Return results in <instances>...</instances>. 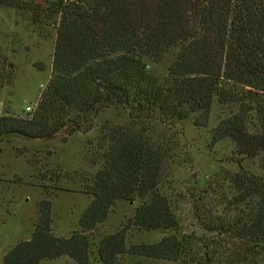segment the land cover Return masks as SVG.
I'll return each mask as SVG.
<instances>
[{"label": "trees", "instance_id": "trees-1", "mask_svg": "<svg viewBox=\"0 0 264 264\" xmlns=\"http://www.w3.org/2000/svg\"><path fill=\"white\" fill-rule=\"evenodd\" d=\"M41 9L56 21L50 76L31 113L0 115V144L70 136L83 125L86 134L110 109L126 119L98 128L99 160L89 163L99 167L82 183L90 201L78 231L55 236L44 201L30 238L11 247L1 264L60 258L121 264L124 256L176 264H260L263 177L240 169L218 183L223 195L214 205L232 216L217 226L198 222L214 238L180 232L172 197L162 187L171 180L172 167L189 161L179 147L176 123L197 115L199 125L207 126L214 106L212 144L231 141L242 160L264 153V0H55ZM169 54L160 78L152 65ZM5 81L2 70L0 90ZM117 201L137 206L115 232L96 240ZM132 231L168 234L152 244L127 246Z\"/></svg>", "mask_w": 264, "mask_h": 264}, {"label": "rangeland", "instance_id": "rangeland-1", "mask_svg": "<svg viewBox=\"0 0 264 264\" xmlns=\"http://www.w3.org/2000/svg\"><path fill=\"white\" fill-rule=\"evenodd\" d=\"M47 5L55 0H44ZM36 0H0V71L5 72V85L0 90V115L8 113L25 117L27 106L35 108L49 76L56 38L55 18ZM172 59L171 54L159 64L152 65L160 78ZM4 61V63H3ZM217 108L210 113L207 126H201L197 115L176 123L179 147L189 161L172 167L171 180L162 191L172 197L173 208L180 221V232H196L214 238L203 231L198 222L226 221L232 214L214 205L223 195L220 181L240 169L264 178V153L242 160L235 154L229 140L211 143L216 125ZM126 119L113 110L99 114L92 130L83 125L76 133L48 141L28 142L12 138L0 144V264L3 256L16 243L30 238L38 204L49 203L51 228L57 237L67 238L78 231V219L90 199L82 192V183L98 169L89 160H99L95 145L99 127L105 122L119 123ZM198 120V125H194ZM179 148V151H180ZM181 152H179V155ZM201 200L198 201V198ZM137 206L135 202L117 201L105 221L99 225L98 240L111 234L129 218ZM196 206V207H195ZM200 206V207H199ZM200 208V209H199ZM199 209L197 220L194 210ZM168 233L163 231H132L126 245L152 244ZM41 264H75L68 258L44 261ZM95 264H102L97 262ZM121 264H176L171 261L124 256ZM264 264V258L260 262Z\"/></svg>", "mask_w": 264, "mask_h": 264}, {"label": "water", "instance_id": "water-1", "mask_svg": "<svg viewBox=\"0 0 264 264\" xmlns=\"http://www.w3.org/2000/svg\"><path fill=\"white\" fill-rule=\"evenodd\" d=\"M36 4L40 5V6H47V3L44 0H36Z\"/></svg>", "mask_w": 264, "mask_h": 264}, {"label": "built area", "instance_id": "built-area-1", "mask_svg": "<svg viewBox=\"0 0 264 264\" xmlns=\"http://www.w3.org/2000/svg\"><path fill=\"white\" fill-rule=\"evenodd\" d=\"M33 110H34V108L30 105L25 108V112H27V113H31Z\"/></svg>", "mask_w": 264, "mask_h": 264}]
</instances>
